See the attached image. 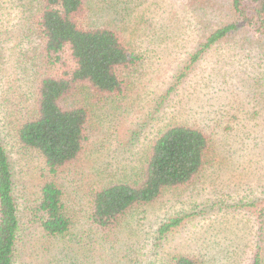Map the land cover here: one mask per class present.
Instances as JSON below:
<instances>
[{"label": "rangeland", "instance_id": "obj_1", "mask_svg": "<svg viewBox=\"0 0 264 264\" xmlns=\"http://www.w3.org/2000/svg\"><path fill=\"white\" fill-rule=\"evenodd\" d=\"M30 1L36 0H0V85L7 88L26 90L27 62L45 61L36 52L40 40L24 38ZM96 1L85 5L79 22L91 25L97 16L105 21L119 14L124 40L143 62L134 85L119 98H98L84 86L74 91L88 106L95 137L81 160L61 174L66 200L79 220L71 243L67 237L45 238L28 218L45 179L44 166L19 144L16 115L1 100L0 89L22 230L14 264H73L81 257L85 264H172L178 256L204 264H253L258 254L264 264V37L254 27L242 28L188 70L207 36L235 22L231 0ZM172 124L198 126L211 139L208 164L197 181L135 209L118 230L94 235L92 242L85 238L90 248L78 244L91 187L135 180L146 146ZM173 219L182 222L161 236V226Z\"/></svg>", "mask_w": 264, "mask_h": 264}, {"label": "trees", "instance_id": "obj_2", "mask_svg": "<svg viewBox=\"0 0 264 264\" xmlns=\"http://www.w3.org/2000/svg\"><path fill=\"white\" fill-rule=\"evenodd\" d=\"M93 1L36 0L27 7L23 4L30 14L23 23L24 38L40 40V51L36 52L44 54L45 61L37 64L31 58L27 62L24 73L31 80L26 90H20L18 85H0L4 89L1 100L10 105V114L16 115L14 133L19 144L34 151L44 166L45 179L39 197L28 208V218L45 238L67 237L69 243L75 240L73 230L79 220L66 200L61 174L81 160L95 137L88 106L74 91L84 86L98 98H119L134 85L137 69L143 62L140 53L126 44L119 14L105 21L97 16L91 25L79 22L85 5ZM94 4L90 12L95 11ZM230 9L235 22L210 33L186 69L192 68L213 45L242 28L254 27L264 37V0H231ZM1 125L0 117V264H14L21 241V218ZM156 135L141 156L135 180L91 187L85 228L79 230L82 237L76 240L78 244L90 248L85 238L92 242L94 235L118 230L135 209L197 181L211 152L208 134L198 126L172 124ZM181 222L182 219L169 221L161 226L159 234L170 233ZM171 263L204 264L187 256L174 257ZM73 264L85 261L81 257ZM253 264H261L259 254Z\"/></svg>", "mask_w": 264, "mask_h": 264}]
</instances>
